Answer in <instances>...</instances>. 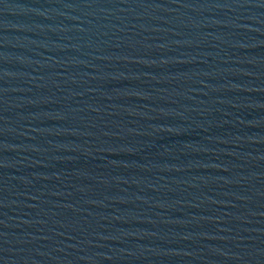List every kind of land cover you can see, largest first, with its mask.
Here are the masks:
<instances>
[{"label":"water","instance_id":"1","mask_svg":"<svg viewBox=\"0 0 264 264\" xmlns=\"http://www.w3.org/2000/svg\"><path fill=\"white\" fill-rule=\"evenodd\" d=\"M0 264H264V0H0Z\"/></svg>","mask_w":264,"mask_h":264}]
</instances>
